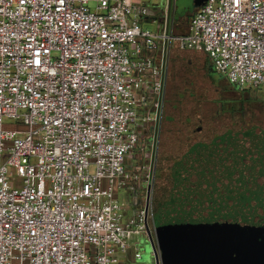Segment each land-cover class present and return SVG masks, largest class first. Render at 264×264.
Wrapping results in <instances>:
<instances>
[{
  "label": "built area",
  "instance_id": "obj_1",
  "mask_svg": "<svg viewBox=\"0 0 264 264\" xmlns=\"http://www.w3.org/2000/svg\"><path fill=\"white\" fill-rule=\"evenodd\" d=\"M151 10L0 0V264L141 258L173 48L264 98V0H207L182 34L145 29Z\"/></svg>",
  "mask_w": 264,
  "mask_h": 264
},
{
  "label": "rangeland",
  "instance_id": "obj_2",
  "mask_svg": "<svg viewBox=\"0 0 264 264\" xmlns=\"http://www.w3.org/2000/svg\"><path fill=\"white\" fill-rule=\"evenodd\" d=\"M142 1L152 10L160 11L142 26L152 32H162L169 1ZM194 2L171 0L167 15L169 33L172 20L179 25L178 32L188 29V18L195 10ZM90 6L95 10V3ZM205 59L204 53L182 51L177 47L169 54L165 118L156 141L157 157L151 190L155 215L171 197L176 183L175 169L184 162L185 156L197 159L198 162L190 165L199 164L204 171L264 168L262 89L236 88L217 71H210L215 79L212 81L208 73L211 63ZM128 197L122 193L119 199L127 201ZM151 237L141 238L138 244L141 258L128 264H160L155 232ZM155 250L157 256L153 254Z\"/></svg>",
  "mask_w": 264,
  "mask_h": 264
},
{
  "label": "water",
  "instance_id": "obj_3",
  "mask_svg": "<svg viewBox=\"0 0 264 264\" xmlns=\"http://www.w3.org/2000/svg\"><path fill=\"white\" fill-rule=\"evenodd\" d=\"M183 159L155 215L160 264H264V168L204 171Z\"/></svg>",
  "mask_w": 264,
  "mask_h": 264
},
{
  "label": "crops",
  "instance_id": "obj_4",
  "mask_svg": "<svg viewBox=\"0 0 264 264\" xmlns=\"http://www.w3.org/2000/svg\"><path fill=\"white\" fill-rule=\"evenodd\" d=\"M142 1V0H141ZM169 1V3H168V14H166V19H165V25H166V31H167V33H169V24H168V19H167V15L169 16V12H170V2H171V0H168ZM144 2V1H143ZM197 9V8H196ZM195 9V10H196ZM195 10H194V12H195ZM160 11L159 10H155V9H153V10H151V14H150V16H148V17H146V18H144V21L143 22H145V21H148L150 18H152V16L153 15H156V13H159ZM153 19V18H152ZM188 20H190V17L188 18ZM188 23V25H189V21L187 22ZM181 25V24H180ZM179 25H175V23H174V21L172 20V24H171V32H175L176 34H182V33H185L188 29H186V30H184V31H182V32H178L177 31V27H178ZM164 31V30H163ZM170 32V33H171ZM209 58V57H208ZM211 61V60H210ZM157 245V244H156ZM160 253V252H159ZM153 254L154 255H158L157 253H156V250H155V252H153ZM159 258H160V254H159V256H158ZM132 261H136L135 259H134V257H133V255L132 254H130L128 257H126V258H124L123 259V264H128V262H132Z\"/></svg>",
  "mask_w": 264,
  "mask_h": 264
},
{
  "label": "trees",
  "instance_id": "obj_5",
  "mask_svg": "<svg viewBox=\"0 0 264 264\" xmlns=\"http://www.w3.org/2000/svg\"><path fill=\"white\" fill-rule=\"evenodd\" d=\"M183 51V50H182ZM186 51H188V50H186ZM195 52H201V53H204L205 54V61L206 62H208V61H210V59L208 58V56H207V54L204 52V51H195ZM210 68H209V77H210V79L212 80V81H214L215 82V79L213 78V76H212V73H214V72H216V70L214 69V66H213V64H212V62L210 61ZM212 69V70H211ZM210 71H212V73L210 72ZM192 80V79H191ZM167 81H168V76H167ZM229 83V82H228ZM190 84H192V81H190ZM230 84V83H229ZM230 85H232V84H230ZM167 86V85H166ZM232 86H234V85H232ZM234 87H236V86H234ZM236 88H238V87H236ZM240 89V88H239ZM165 118V116L163 117V119Z\"/></svg>",
  "mask_w": 264,
  "mask_h": 264
},
{
  "label": "flooded vegetation",
  "instance_id": "obj_6",
  "mask_svg": "<svg viewBox=\"0 0 264 264\" xmlns=\"http://www.w3.org/2000/svg\"><path fill=\"white\" fill-rule=\"evenodd\" d=\"M198 131H200L199 128H198Z\"/></svg>",
  "mask_w": 264,
  "mask_h": 264
}]
</instances>
